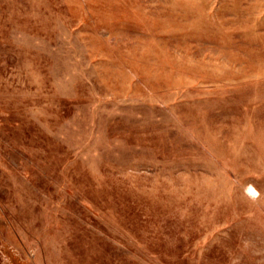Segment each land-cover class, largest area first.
<instances>
[{
  "label": "rangeland",
  "instance_id": "1",
  "mask_svg": "<svg viewBox=\"0 0 264 264\" xmlns=\"http://www.w3.org/2000/svg\"><path fill=\"white\" fill-rule=\"evenodd\" d=\"M0 264H264V0H0Z\"/></svg>",
  "mask_w": 264,
  "mask_h": 264
},
{
  "label": "clouds",
  "instance_id": "2",
  "mask_svg": "<svg viewBox=\"0 0 264 264\" xmlns=\"http://www.w3.org/2000/svg\"><path fill=\"white\" fill-rule=\"evenodd\" d=\"M246 191H247V193L250 194V195H253V196L256 195V193H255L251 188L247 189Z\"/></svg>",
  "mask_w": 264,
  "mask_h": 264
}]
</instances>
